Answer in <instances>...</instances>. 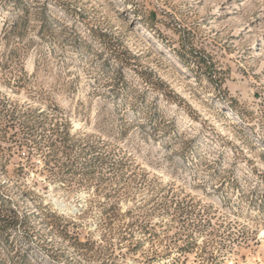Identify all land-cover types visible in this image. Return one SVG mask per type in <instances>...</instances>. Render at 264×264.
Returning a JSON list of instances; mask_svg holds the SVG:
<instances>
[{
  "label": "rangeland",
  "instance_id": "374dc122",
  "mask_svg": "<svg viewBox=\"0 0 264 264\" xmlns=\"http://www.w3.org/2000/svg\"><path fill=\"white\" fill-rule=\"evenodd\" d=\"M0 264H264V0H0Z\"/></svg>",
  "mask_w": 264,
  "mask_h": 264
}]
</instances>
